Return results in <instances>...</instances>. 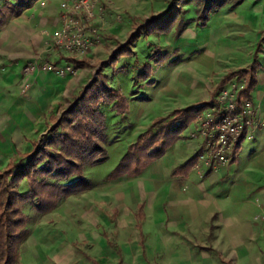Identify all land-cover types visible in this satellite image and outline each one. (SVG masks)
<instances>
[{"label":"rangeland","instance_id":"374dc122","mask_svg":"<svg viewBox=\"0 0 264 264\" xmlns=\"http://www.w3.org/2000/svg\"><path fill=\"white\" fill-rule=\"evenodd\" d=\"M44 1L48 6L46 10L51 8L61 12L60 5L63 0ZM6 2L7 0H0V6ZM123 4L122 7H115L113 0H105L104 13L100 16L102 20L96 18L87 23L90 28L98 30L101 39L89 56L83 59L86 62L85 66L77 63L80 71L76 77L80 75L87 77V86L83 91L68 96L51 111L42 112L40 122L34 125V131L31 133L26 134L17 126L18 120H35L32 117L33 107L27 103L30 87L26 78L29 75L25 72V67H22V70L20 68L21 64L26 66L37 57H42L46 61L52 59L56 53V50L52 49V37L50 43L48 35L49 41L44 52H33V56L26 63L25 59L15 56H11L3 63L0 62V170L6 168L11 160L21 158L17 157L18 153L30 154L34 150V145L40 146L44 137L56 128L63 114L77 105L78 98L99 79L100 74L106 77L108 86L121 96L113 97L111 101L102 102L99 106L104 120L102 146L106 151L107 160L93 166L85 165L82 169L83 176L92 188L85 193L70 197L76 198L85 209L78 213L76 202L70 200L65 204L63 200L54 211L41 215L32 204H26L23 212L28 217L27 228L32 237H28L22 244L18 264H91L85 256L95 259L93 245L90 242L79 241L76 233H85L83 229L85 219L90 221L87 225L95 229V215L92 216V206L89 205H95V197L103 199L111 195L110 190L103 189L114 187L110 183L120 179L110 180V177L130 153L132 146L137 144L139 138L152 128L158 130L162 125H166L165 122L161 125L156 124L169 119L175 111L201 105L198 92L191 96L182 92H190L186 89L191 82L198 83L197 87L204 89L199 82L206 84L207 78H212L213 84L210 85L207 101L211 104L224 88L230 89L233 84L243 83L233 79L232 82L222 85L226 76L242 71L238 67H241L245 60L250 63L245 69L251 68L255 61L260 65L257 78L264 68V47L260 52L257 49L264 33V0H245L243 4L235 7L226 4L214 7L213 4L205 13L209 15L208 20L203 19L205 15L201 18L197 12L198 6L194 3L185 5L184 0H124ZM206 5L207 2L204 4V9ZM172 7L178 8L174 16L176 24L170 32L158 31L157 27H164V23L158 20L163 18ZM213 8L216 13L211 11ZM218 16H222L220 24H216ZM15 21L14 18L10 19L5 25L6 28L0 29V33L2 32L0 47H3L0 50L4 52L6 58L8 51L13 50L11 40L19 28L15 25ZM153 21H158V24L155 26ZM179 27L184 31L180 32ZM50 32L49 30L48 33L52 36L53 33ZM120 49L127 51L115 58ZM224 73L227 75L220 79ZM10 76H14L13 84L9 79ZM205 87L209 88V84ZM13 89H17L18 94H12ZM11 96L18 100H11ZM210 109L204 108L203 113ZM51 117L56 118L57 121H53ZM192 125L194 130L191 133ZM200 129L199 120H195L181 133V139L168 148L169 150L183 139L186 141L181 153V160H184L182 166L204 148L202 137H193L200 133ZM263 129L264 127H259L257 130L252 128L249 131L233 163L217 165L208 160L209 155L205 151L204 161L199 160L189 171L197 167L202 169L208 167L215 171L221 168H233L235 172H239L238 174L243 173V177H249L255 184L264 187V169L252 163V156L258 147L254 139ZM193 175L192 184H195L197 178L195 174ZM227 176H230V172L224 177ZM116 183L122 185L125 181L119 180ZM123 187V185L117 186L111 191L116 194L111 197L116 201V205H121L117 200L120 197L119 188ZM27 190L28 184L24 182L20 191L24 193ZM86 203H89L88 206ZM237 204L244 207L242 202ZM97 205L103 211L108 209L107 213L111 217L116 216L114 207L106 205L105 202ZM131 206L126 204L123 208L125 214L122 220L128 224L134 220ZM259 207L264 211L263 205ZM259 215L261 213L256 212L253 218ZM100 222L105 225L103 220ZM152 226L147 233H162L156 223ZM196 226L198 228L196 231L192 229L191 232L187 230L185 233H205L200 228V226L204 227L205 223H198ZM212 226L211 233H214L215 229L212 230ZM174 228L178 227L175 225ZM94 229L86 233H97ZM99 230L106 233L103 227ZM111 233H115L112 239L116 241L118 230ZM123 233H135L137 239L138 233L146 232H140L134 227L133 232ZM216 256L214 258L218 260Z\"/></svg>","mask_w":264,"mask_h":264},{"label":"crops","instance_id":"0c3cea01","mask_svg":"<svg viewBox=\"0 0 264 264\" xmlns=\"http://www.w3.org/2000/svg\"><path fill=\"white\" fill-rule=\"evenodd\" d=\"M40 1L44 0H38L21 16L14 18L15 25L19 28L14 27L18 32L13 34L11 40L13 50L8 51L7 58L0 50L1 63L11 56L25 59L26 63L33 56V52H44L49 41L48 35L51 43L52 36L48 32L50 30V33H53L60 27V13L51 8L46 10L47 3L41 6ZM123 3L124 0H113L115 7H122ZM221 17L216 18V24H220ZM24 18L26 19L23 21ZM50 60L58 63L61 58L55 54ZM243 63L238 67L240 70L250 65L247 60ZM21 65L22 70L25 65ZM226 75L222 74L220 79ZM9 79L13 84L14 76H10ZM87 81L88 78L83 75L75 78H59L52 73L42 72L29 75L26 78L30 87L27 103L33 107L32 117L35 120H18L17 126L26 134L33 132L34 125L40 122L42 112L51 111L68 96L83 91ZM207 81L206 84L199 82L204 89L197 87L198 83L191 82L186 89L190 92H182L189 96L198 92L200 95L198 100L204 104L209 99L210 85L213 84L212 78H207ZM207 84L209 88L205 87ZM12 94H18L17 89H13ZM10 98L18 100L14 96ZM251 98L258 115L264 117V68L258 74V83ZM193 126L191 133L194 130ZM254 140L258 147L252 156V163L264 169V129L259 131ZM185 145L184 139L179 141L163 158L149 166L141 177L120 178L119 180L125 181L122 184L124 187L119 188L121 191L118 193L120 197L117 202L121 205H116V201L111 198L116 195L111 191L117 186H122L116 183L119 180L110 183L114 187L103 189L110 190L111 195L108 198L95 197V205H89L92 206V216L95 215V229L87 225L90 221L84 220L83 216L85 233H76L79 241L90 242L93 245L95 259L88 256L91 258L89 261L85 256L87 261L91 264H224V260L233 264H264V222L253 218L256 212L264 213L259 207L260 205L264 207V187L255 184L249 177H243V173L238 174L239 172H235L233 168L215 171L205 165L206 169L197 167L185 175L173 176V170L182 167L184 163V160H181V153ZM200 161L203 162L204 159ZM228 172L230 176L224 177ZM193 174L197 178L195 184H192ZM70 200L76 202L78 213L83 212L84 205L81 207L76 198L65 200V204ZM100 202H105L106 205L114 207L113 210H117L115 222L107 213L108 209L103 211L98 208L97 203ZM237 202H242L244 207ZM88 204L86 203L87 206ZM126 204L132 205L130 210L134 214V220L129 224L122 220ZM139 204L145 205L142 231L146 233H138L136 239L135 233L123 232H133V228H136L135 214ZM101 220L105 222L104 226ZM202 222L205 226L200 228L205 233H185L187 230L191 232L192 229L196 231L198 229L196 224ZM153 223L158 225L162 233H147L148 229L153 227ZM175 225L178 228H174ZM212 225L214 233H211ZM101 227L106 233L99 232ZM91 229L97 233H86L89 230L91 232ZM115 230L119 232L118 239L113 241L112 236L115 233L111 232ZM215 256L218 260L214 258Z\"/></svg>","mask_w":264,"mask_h":264},{"label":"trees","instance_id":"16d2710c","mask_svg":"<svg viewBox=\"0 0 264 264\" xmlns=\"http://www.w3.org/2000/svg\"><path fill=\"white\" fill-rule=\"evenodd\" d=\"M38 0H7L0 6V29L12 18H17L27 9L31 8ZM185 5L198 6L197 12L205 15L208 8L216 5H241L245 0H184ZM207 5L204 9V4ZM212 2V4H211ZM212 12L214 11L211 10ZM178 8L172 7L163 18L158 21L164 23V27H157L158 31L170 32L176 24L175 14ZM216 13V11H214ZM209 15L203 19L208 20ZM158 21L152 23L156 26ZM179 31L184 29L179 27ZM264 47V33L258 42L257 49L260 52ZM120 49L115 58L124 53ZM86 62H79L85 66ZM260 65L255 61L249 69L231 73L225 77L222 85H226L236 79L244 83V88L238 94V104L241 101H252V92L257 86V72ZM113 97H121L107 84L106 77L100 74L97 81L92 83L78 98L77 105L63 114L56 128L44 137L40 146L34 145L30 154L18 153L6 168L0 170V264H18L22 244L30 236L27 228L28 217L23 209L26 204H32L39 214H47L54 211L59 204L70 197L80 195L90 190L91 184L83 176L82 169L85 165L93 166L107 160V154L102 146L104 140V120L99 111L102 102L111 101ZM253 102V101H252ZM211 106L210 102L180 109L167 120L158 122L161 125L158 130L152 128L139 138L133 145L130 153L123 159L110 180L121 177L135 179L139 177L147 167L161 159L168 148L181 139V133L191 123L198 119L204 108ZM53 121L56 118L51 117ZM155 125V126H156ZM58 131V133H57ZM53 132V133H52ZM244 134L239 143L234 147L231 163L236 159ZM203 150L184 166L177 168L173 176L185 175L191 167L196 165L203 156ZM28 184V190L20 191L22 184ZM144 204H139L136 209V228L142 232L145 221ZM112 217L113 222L117 218ZM214 226H212V230ZM75 247L77 245H74ZM87 260L91 258L86 256ZM224 264H233L226 262Z\"/></svg>","mask_w":264,"mask_h":264},{"label":"built area","instance_id":"2783aa9c","mask_svg":"<svg viewBox=\"0 0 264 264\" xmlns=\"http://www.w3.org/2000/svg\"><path fill=\"white\" fill-rule=\"evenodd\" d=\"M105 0H63L60 5L61 25L52 34V49L61 58L60 62H49L42 57L32 59L26 66L28 75L36 72L52 73L59 78H73L80 71L77 63L88 57L94 46L100 43L98 30L88 26V22L99 18L102 20ZM45 6V1H40ZM98 14H97V13ZM65 55V56H64ZM244 83L233 84L224 88L211 103V108L201 113L197 120L200 133L194 138L204 140V150L208 160L219 164L231 163L234 147L241 136L248 137L249 131L264 127V118L259 116L252 101L245 100L238 104V94ZM204 159V155L201 157ZM256 220L264 222V213Z\"/></svg>","mask_w":264,"mask_h":264}]
</instances>
